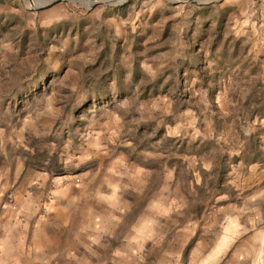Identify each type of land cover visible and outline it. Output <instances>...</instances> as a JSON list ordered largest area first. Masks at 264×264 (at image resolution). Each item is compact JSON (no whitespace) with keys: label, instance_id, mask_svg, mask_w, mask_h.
<instances>
[{"label":"rangeland","instance_id":"obj_1","mask_svg":"<svg viewBox=\"0 0 264 264\" xmlns=\"http://www.w3.org/2000/svg\"><path fill=\"white\" fill-rule=\"evenodd\" d=\"M51 1L0 0V207L42 173L41 214L69 185L114 198L81 264H157L183 225L211 240L223 205L219 226L264 225V0Z\"/></svg>","mask_w":264,"mask_h":264},{"label":"crops","instance_id":"obj_2","mask_svg":"<svg viewBox=\"0 0 264 264\" xmlns=\"http://www.w3.org/2000/svg\"><path fill=\"white\" fill-rule=\"evenodd\" d=\"M234 167L250 170L254 164L237 162ZM235 169L229 168L227 174ZM50 176L46 173L27 175L16 184L14 182L17 180L12 177L10 184L14 186L16 193L14 204L0 207V264H59L61 260L65 264H81L82 260L87 263L88 258L99 254V250L102 252L104 242H109V227L103 223L115 210L110 207L114 205L115 199L111 198L110 202L102 196L101 200H93V196L85 195L79 186L69 185L52 192V199L47 203L45 213L41 214L39 210L45 204L44 194L52 179ZM8 182L7 179L0 183V190L7 188ZM108 186L114 185L108 182ZM224 194L217 192L218 201L226 200L227 196ZM251 197L264 198V188L253 191ZM116 199L117 204L119 197ZM125 200L122 201L126 202ZM223 210L224 205L219 209L217 229L213 227L215 230L211 240H198L195 233L200 235L201 232L195 230L190 223L183 225V242L178 252L175 244L166 245L165 250L157 255V264L160 260L170 264H254L257 258L264 256V225L257 226V217L262 214L261 211L251 210L253 215L249 219L252 223L249 225L230 227L218 225L221 216H224ZM232 221L230 218V222ZM234 222H237L236 219ZM142 232L145 231L133 226V234L139 242H130L131 248L128 249L134 251L135 259L142 255L141 244L147 243L141 239ZM128 234L125 238L131 240ZM121 248L126 249L125 246ZM121 252L124 263H127L124 252Z\"/></svg>","mask_w":264,"mask_h":264},{"label":"built area","instance_id":"obj_3","mask_svg":"<svg viewBox=\"0 0 264 264\" xmlns=\"http://www.w3.org/2000/svg\"><path fill=\"white\" fill-rule=\"evenodd\" d=\"M14 204L13 193L8 192L4 197L3 205L12 206Z\"/></svg>","mask_w":264,"mask_h":264},{"label":"water","instance_id":"obj_4","mask_svg":"<svg viewBox=\"0 0 264 264\" xmlns=\"http://www.w3.org/2000/svg\"><path fill=\"white\" fill-rule=\"evenodd\" d=\"M60 1H62V0H52L51 2H48V3L44 4L42 7L51 6V5L56 4V3L60 2ZM100 1L103 4H114L115 3V1H112V0H100Z\"/></svg>","mask_w":264,"mask_h":264}]
</instances>
